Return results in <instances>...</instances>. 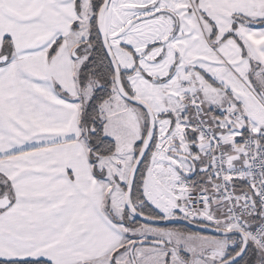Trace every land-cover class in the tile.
Instances as JSON below:
<instances>
[{"label":"snow or ice","instance_id":"6c2138e0","mask_svg":"<svg viewBox=\"0 0 264 264\" xmlns=\"http://www.w3.org/2000/svg\"><path fill=\"white\" fill-rule=\"evenodd\" d=\"M0 264H264V0H0Z\"/></svg>","mask_w":264,"mask_h":264}]
</instances>
